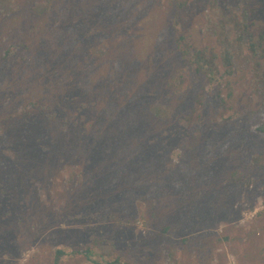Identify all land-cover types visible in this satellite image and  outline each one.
I'll return each mask as SVG.
<instances>
[{
    "label": "rangeland",
    "instance_id": "374dc122",
    "mask_svg": "<svg viewBox=\"0 0 264 264\" xmlns=\"http://www.w3.org/2000/svg\"><path fill=\"white\" fill-rule=\"evenodd\" d=\"M44 1L0 15V264H54L57 250L59 264H264V172L250 164L264 120L247 77H230L227 103L192 73L182 95L168 86L185 63L166 1L52 0L34 14ZM206 7L188 0L184 34ZM239 170L250 185L230 182ZM89 244L95 262L72 254Z\"/></svg>",
    "mask_w": 264,
    "mask_h": 264
},
{
    "label": "trees",
    "instance_id": "16d2710c",
    "mask_svg": "<svg viewBox=\"0 0 264 264\" xmlns=\"http://www.w3.org/2000/svg\"><path fill=\"white\" fill-rule=\"evenodd\" d=\"M172 7V28L175 29L174 43L177 52L184 61L185 67L172 74L167 80V85L175 88V92L182 95L189 87L192 80L188 73H192L195 79L208 81V87L216 81L217 93L220 103H227L234 97V87L230 80L233 74L247 77L249 91L260 98V105L252 111L262 116L264 120V23L254 31V20L264 21V0H206V8L202 12L201 23L194 35H186L179 26V15L188 4V0H162ZM52 0L43 3H34L32 11L42 16L49 11ZM19 10L15 0H0V15L10 16ZM195 36V37H194ZM197 36V37H196ZM204 38L208 44L200 47L188 39ZM98 45L92 43L87 46L88 53L94 57H106ZM194 79V80H195ZM89 81V80H88ZM89 84H92L89 82ZM226 91L225 97H220L221 91ZM222 90H221V89ZM202 97H198V101ZM198 104V102H197ZM200 104V103H199ZM230 107V105H228ZM149 114L162 121L168 122L174 115V109L161 102H155L148 107ZM199 117L197 107L193 108L187 119L191 121ZM256 130L264 132V125L259 124ZM250 164L259 172H264V153L252 155ZM233 185H250L252 180L247 172L233 171L229 178ZM167 228V227H166ZM165 231V227L162 229ZM104 248H102L103 252ZM105 251V250H104ZM74 256H83L89 261H94L91 244L77 248L72 252ZM176 251H170V257L175 259ZM63 251L57 250L54 264H59ZM106 253H103V257ZM95 262V261H94ZM103 264H133L122 261L119 257L107 260L104 257Z\"/></svg>",
    "mask_w": 264,
    "mask_h": 264
}]
</instances>
